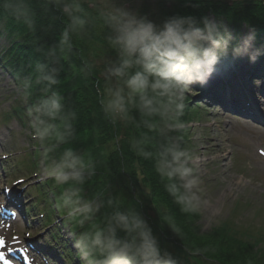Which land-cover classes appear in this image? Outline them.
Here are the masks:
<instances>
[{"label":"clouds","instance_id":"9594fccd","mask_svg":"<svg viewBox=\"0 0 264 264\" xmlns=\"http://www.w3.org/2000/svg\"><path fill=\"white\" fill-rule=\"evenodd\" d=\"M49 3L63 18L50 63L59 65L77 42L91 41L95 29L102 28L98 46L105 54L85 61L81 69L85 79L94 77L102 85L97 88L100 111L112 125L136 131L127 141L128 151L138 162H150L179 211H200L202 180L195 157L173 133L186 128L183 118L198 88H207L242 64L264 65V26L217 14L214 0ZM33 15L24 8L17 18L31 26ZM59 71L36 64L35 83L44 86L32 103V82L23 83L22 101L32 137L42 150L43 176L61 189L53 205L54 226L63 228L56 256L33 252V264H184L174 243L182 236L180 226L170 215H148L143 209L145 203L151 207L150 199L136 192L129 198L108 188L87 194L85 186L97 175L100 161L69 146L76 139L77 115L55 87ZM252 86L264 87V77L254 79ZM61 146L59 156L51 159Z\"/></svg>","mask_w":264,"mask_h":264},{"label":"trees","instance_id":"16d2710c","mask_svg":"<svg viewBox=\"0 0 264 264\" xmlns=\"http://www.w3.org/2000/svg\"><path fill=\"white\" fill-rule=\"evenodd\" d=\"M85 6L87 7V3ZM24 8L30 9L34 14L31 17L33 20L31 26L25 23L23 18H17ZM213 8L217 14L225 15L229 19L249 18L253 23L264 26V0H214ZM62 19L60 14L51 7L49 0H0V36L8 42L1 62L6 63L4 67H7L13 79L20 80L16 83L22 85V93L23 83L31 80L33 96L29 103L34 102L39 95V90L44 86L35 83L36 64L47 63L49 67L60 69L58 76L60 84L55 87L65 96L66 107L74 110L77 115L76 139L69 146L78 151L91 152L100 161L97 175L93 177L90 185L85 186L87 194L90 195L98 188H108L123 191L129 198L136 192L145 201L150 199L151 207L145 203L143 209L148 215L153 218L170 215L180 226L182 236L174 243L175 251L183 259L184 264H249V262L264 264V249L260 245H264L263 238L243 233L241 239L238 237L240 233L235 231L233 226L227 225L214 229L209 237H202L199 234L200 228L196 227L199 220L197 212L181 213L151 170L150 162L143 160L138 162L134 154L128 151L127 141L136 134V131L130 127L114 126L104 118L99 108L97 94V88L102 85H98L94 77L85 79L81 72L85 61L100 59L105 54L104 49L98 46L103 42L102 28L95 29L91 41L77 42L73 49L63 55L59 65L50 63L49 53L58 43L59 33L63 27ZM56 54L60 55L58 51ZM199 90L198 88L196 91ZM192 99L191 96L185 117L189 115V109L193 107ZM26 109L27 105L18 99L17 106L12 110L11 115L16 118H27L26 121L29 124ZM89 133L95 134L96 137L89 138ZM98 141L105 144L115 141V147L119 144V148L116 147L117 149L108 158L103 159L95 149H91L93 145L98 144L96 143ZM63 147L65 146L51 153L50 158H57ZM37 156L43 159L40 148L37 150ZM133 165H137L140 171H132ZM34 166H40L38 159ZM113 182L118 185L115 189ZM140 182L148 186L147 190H144L146 194L139 188ZM42 185L50 189L47 194L40 190L43 193L42 196L45 194V200H52L54 204L61 189L54 187L50 181H44ZM216 241L223 245L217 244ZM180 245L183 247L181 248Z\"/></svg>","mask_w":264,"mask_h":264},{"label":"rangeland","instance_id":"374dc122","mask_svg":"<svg viewBox=\"0 0 264 264\" xmlns=\"http://www.w3.org/2000/svg\"><path fill=\"white\" fill-rule=\"evenodd\" d=\"M7 47V40L0 36V51ZM6 68L4 64H0V117L11 112L12 107L16 106L17 101L14 100L22 89V85L17 84L20 80H13ZM244 80L250 83L253 81L249 77ZM193 94V107L184 118L187 126L179 132L180 135L173 134L182 137L181 146L195 157L193 163L202 180L200 196L204 206L197 212L199 220L196 223V227L200 228L199 234L209 237L214 229L227 225L233 226L234 230L240 233L238 237L241 239L243 233L264 239V159L257 153L260 144L264 151V126L257 120L249 121L242 115L223 111L217 103L210 105L208 100H201L198 95ZM254 97L255 95L251 101L253 108L259 109L264 117V98L258 95L255 102ZM18 121L10 118L0 122V158L6 156L3 165L7 167L0 173V198L3 197V190L7 189L9 193L14 194L20 190L19 186L14 188L11 185V170L15 167L14 170L18 171V167H22L23 161L27 160L28 154L33 151V143L36 142L32 139V131L30 132L28 126ZM88 137L94 139L96 135L89 133ZM114 142L105 144L98 141V144L89 147L106 159L117 149ZM9 151L10 155L5 154ZM131 170L140 171L137 165H133ZM19 171L26 174L23 170ZM37 178L38 176L27 178L28 196H17L21 203L32 206L37 201L35 190L30 189V185ZM113 185L114 189L118 187L116 182H113ZM140 185L139 188L143 191L147 190V185L141 182ZM144 193L146 194L145 191ZM30 198H33V201ZM38 204L43 206L45 203L40 200ZM54 216L56 213L52 217ZM32 228L20 225L18 231L22 234L31 229L32 236H43V233H39L41 229L33 232L36 227Z\"/></svg>","mask_w":264,"mask_h":264},{"label":"bare ground","instance_id":"6f19581e","mask_svg":"<svg viewBox=\"0 0 264 264\" xmlns=\"http://www.w3.org/2000/svg\"><path fill=\"white\" fill-rule=\"evenodd\" d=\"M253 68H249L246 65H240L238 66L236 69H234L232 72H230L229 74H227V86L229 88L232 89L233 91V95L236 98H241L242 94H241V89H243L245 91V93L247 95H249L250 97L253 96V94H256L255 92H257V90L259 89H255L253 88V86L251 87L252 83H250V81H246L244 80V76L246 75V72L251 70ZM232 73L236 75L235 78L232 77ZM214 89H217L214 88ZM217 91V90H215ZM222 100L225 99L226 97L224 95L221 96ZM256 102V97L253 98Z\"/></svg>","mask_w":264,"mask_h":264},{"label":"snow or ice","instance_id":"6c2138e0","mask_svg":"<svg viewBox=\"0 0 264 264\" xmlns=\"http://www.w3.org/2000/svg\"><path fill=\"white\" fill-rule=\"evenodd\" d=\"M4 243L3 239L0 238V245H2Z\"/></svg>","mask_w":264,"mask_h":264}]
</instances>
